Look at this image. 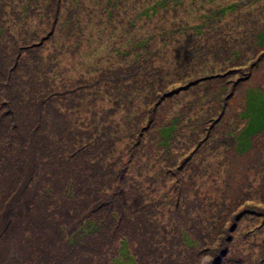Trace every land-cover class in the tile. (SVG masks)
Returning <instances> with one entry per match:
<instances>
[{
    "label": "rangeland",
    "instance_id": "374dc122",
    "mask_svg": "<svg viewBox=\"0 0 264 264\" xmlns=\"http://www.w3.org/2000/svg\"><path fill=\"white\" fill-rule=\"evenodd\" d=\"M0 28V50L72 88L69 117L113 139L109 161L118 177L127 172L125 197L138 194L136 183L161 220L146 237L165 252L146 246L147 255L213 264L228 245L223 264H264V130L248 150L237 142L264 102V0H0ZM251 93L259 97L248 116Z\"/></svg>",
    "mask_w": 264,
    "mask_h": 264
},
{
    "label": "trees",
    "instance_id": "16d2710c",
    "mask_svg": "<svg viewBox=\"0 0 264 264\" xmlns=\"http://www.w3.org/2000/svg\"><path fill=\"white\" fill-rule=\"evenodd\" d=\"M2 32L0 28L3 47ZM1 49L0 197L3 200L11 194V201L0 212V254L7 251V259H0V264H31L35 256L36 264H171L170 259L160 263L146 254V246L159 254L165 252L161 243L146 237L153 230L158 234L156 222L161 220H153L152 205L144 202L147 196L136 183L129 185L138 194L125 197L127 172L119 178L109 161L113 139L105 132L94 136L91 122L69 117L77 100L72 88L47 75L49 70L40 71V76L23 53ZM32 54L35 59L37 55ZM257 90L258 95L264 93ZM258 97L252 94L247 100L248 116ZM263 110L264 102L259 101L254 113L261 117L247 119L241 129L237 138L241 150H248L252 138L264 130L259 126ZM174 128L172 123L164 132L170 136ZM105 139L108 152L100 142ZM146 205L151 210L147 220ZM19 207L25 212L21 217L15 215ZM24 221L27 231L22 228ZM11 225L15 232L9 233ZM14 238L21 241L16 247L8 242ZM182 238L189 247L200 246L190 233ZM221 247L213 264H223L229 257V246ZM15 248L18 252H13Z\"/></svg>",
    "mask_w": 264,
    "mask_h": 264
},
{
    "label": "bare ground",
    "instance_id": "6f19581e",
    "mask_svg": "<svg viewBox=\"0 0 264 264\" xmlns=\"http://www.w3.org/2000/svg\"><path fill=\"white\" fill-rule=\"evenodd\" d=\"M11 201V200H10Z\"/></svg>",
    "mask_w": 264,
    "mask_h": 264
}]
</instances>
